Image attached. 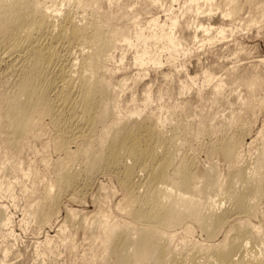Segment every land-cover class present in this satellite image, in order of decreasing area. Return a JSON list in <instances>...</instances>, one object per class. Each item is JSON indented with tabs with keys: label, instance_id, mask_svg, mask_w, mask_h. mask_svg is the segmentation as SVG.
I'll use <instances>...</instances> for the list:
<instances>
[{
	"label": "bare ground",
	"instance_id": "6f19581e",
	"mask_svg": "<svg viewBox=\"0 0 264 264\" xmlns=\"http://www.w3.org/2000/svg\"><path fill=\"white\" fill-rule=\"evenodd\" d=\"M94 1L0 0V65L5 70L0 136L8 151L18 155L31 137L46 136L48 122L55 131L51 146L64 154L56 159L54 181L44 184L31 211L41 224L47 223L60 198L74 194L82 173L89 179L106 172L118 180L124 197L119 205L130 219L112 222L100 219L98 213L90 230L98 228L96 236L115 264H264V152L243 155L255 140L249 123L203 128L200 147L226 162L227 173L221 177L216 162L202 166L197 161L194 150L199 142L183 139L192 127L186 116L179 114L168 131L159 113L144 115L140 107L124 111L113 75L123 67L130 49L132 64L138 68L132 75L135 82L149 68L165 63L175 67L181 45L179 21L171 18L161 24L154 17L147 27L137 23L134 32L120 34L114 23L118 16L101 13ZM225 1L226 15L232 16L246 4L259 5L258 0ZM119 14L121 19L127 16L125 11ZM205 76L212 73L206 70ZM126 79L119 84L124 86ZM145 87L141 88L148 103L153 91ZM131 100L136 101L134 95ZM0 218L5 225L13 222L3 203ZM83 219L79 224L88 218ZM192 224L206 242L172 246L180 228L188 232ZM15 232L11 227L8 234Z\"/></svg>",
	"mask_w": 264,
	"mask_h": 264
},
{
	"label": "rangeland",
	"instance_id": "374dc122",
	"mask_svg": "<svg viewBox=\"0 0 264 264\" xmlns=\"http://www.w3.org/2000/svg\"><path fill=\"white\" fill-rule=\"evenodd\" d=\"M224 2L226 1L93 2V7L101 13L118 16L114 23L120 34L134 32L137 23L147 27L154 17L161 24L169 22L171 18L178 19L176 31L181 45L175 61L176 68L170 65L172 63L149 68L142 80L135 82L132 75L138 72V68L132 64L133 49H130L123 67L115 72L112 81L119 92V104L124 111L140 107L144 108V115L159 113L166 120L165 129L168 131H171L172 123L179 114L186 116L192 127L183 139L194 145L199 142L196 145L198 148L194 146L197 161L202 166L209 165L211 161L216 162L221 177L227 173L225 160L219 156L210 157L205 147H200L204 142L203 128L208 124L221 129L246 120L250 125V135L255 140L242 150L243 155L250 157L259 150L264 152V0L257 1L256 4L262 6L259 9L256 4L257 7L252 6L253 8L246 4L248 8L245 5L238 16L226 15L228 5ZM210 7L213 8L211 11ZM119 11H125L127 16L121 19ZM220 27L224 28L222 33L219 31ZM119 51L120 49L117 50ZM110 63L117 66L116 61ZM0 69L2 84L1 81L5 79L4 66L0 65ZM132 69L135 71L133 74ZM206 70L212 73V77L206 78ZM167 72L170 73L166 75ZM122 78H127L124 86L119 84ZM144 85L151 86L153 91L152 100L148 103L144 101ZM2 86L3 84L0 85ZM133 95L136 101L131 100ZM50 125L47 122L48 133L43 135L46 140L43 136L40 140L31 137L18 155H12L8 151L4 137L0 136V204H5L6 213L13 215V222L8 225L0 221V264H84L85 261L115 264L96 236L98 228L90 230L91 225L94 228L96 223L94 221L95 223L90 224V221L95 220H92L95 217L97 219L99 215L100 219L103 217L112 222L130 219L127 212H123L124 208L121 209L123 192L113 175L110 174L111 177L109 173L99 172L95 174L96 177L92 175L88 179L82 173L83 176L75 184L79 193L76 194L78 188L74 187V194H66L60 198L55 215L45 224H41L36 212L31 211L34 202L41 198L44 184L54 181L57 157L64 155L51 146L55 131ZM49 127L51 133L47 130ZM48 137V141L51 140L49 144ZM85 184L90 186L88 189L83 187L86 190L82 188ZM261 209L264 210V201ZM70 210L77 216H83L76 217L75 221L73 214L71 220L74 222H71ZM77 218H84L83 221L86 220L89 224L86 221L79 224ZM11 227L15 228L14 235L8 234ZM179 228L180 226L177 229ZM180 229L182 232L177 231L180 233L173 238L172 246L180 248L183 244L206 242L204 234L195 224H192L188 232Z\"/></svg>",
	"mask_w": 264,
	"mask_h": 264
}]
</instances>
